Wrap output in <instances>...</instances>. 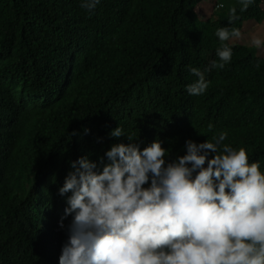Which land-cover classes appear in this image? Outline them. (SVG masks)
I'll return each mask as SVG.
<instances>
[{"label": "trees", "instance_id": "1", "mask_svg": "<svg viewBox=\"0 0 264 264\" xmlns=\"http://www.w3.org/2000/svg\"><path fill=\"white\" fill-rule=\"evenodd\" d=\"M210 1L100 0L89 13L80 0H0V264H59L71 216L61 228L58 189L71 161L129 143L109 135L118 125L141 148L159 138L169 159L227 132L264 170V57L236 44L204 94L186 90V66L220 62L217 29L264 21V0L245 12L222 0L219 19L201 15Z\"/></svg>", "mask_w": 264, "mask_h": 264}, {"label": "clouds", "instance_id": "2", "mask_svg": "<svg viewBox=\"0 0 264 264\" xmlns=\"http://www.w3.org/2000/svg\"><path fill=\"white\" fill-rule=\"evenodd\" d=\"M99 3L79 6L91 13ZM236 3L245 12L256 0ZM239 18L231 7L229 25ZM215 34L220 62L203 70L186 66L197 77L186 86L189 95L204 94L205 74L223 69L245 40L235 27ZM246 37L264 52V24ZM109 135L129 143L112 144L97 160L85 154L71 161L58 189L67 194L61 228L71 216L59 264H264V170L259 161L249 163L244 148L224 143L227 132L203 142L189 138L185 153L172 159L159 138L141 148L137 133L120 125Z\"/></svg>", "mask_w": 264, "mask_h": 264}, {"label": "rangeland", "instance_id": "3", "mask_svg": "<svg viewBox=\"0 0 264 264\" xmlns=\"http://www.w3.org/2000/svg\"><path fill=\"white\" fill-rule=\"evenodd\" d=\"M219 2L222 3V0H212V1L208 2V3H206L204 5V7L202 8L201 15L204 16V17H212L214 19H219L221 17V10L217 11L215 9V4L219 3ZM257 24H264V21H262L260 23L255 22V21L246 22L245 25L243 26V29L241 30L243 33H245V40L238 41L236 44L247 45V43H246L247 31L252 29V28H254V26H256ZM253 50H254V53H255L256 56L264 57V52H258L255 49H253Z\"/></svg>", "mask_w": 264, "mask_h": 264}, {"label": "built area", "instance_id": "4", "mask_svg": "<svg viewBox=\"0 0 264 264\" xmlns=\"http://www.w3.org/2000/svg\"><path fill=\"white\" fill-rule=\"evenodd\" d=\"M220 4H221V3H216V4H215V9H216V10H219V9H222V8H223V7H220V6H219Z\"/></svg>", "mask_w": 264, "mask_h": 264}]
</instances>
